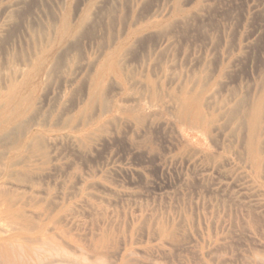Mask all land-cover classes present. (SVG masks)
Wrapping results in <instances>:
<instances>
[{"label":"rangeland","instance_id":"obj_1","mask_svg":"<svg viewBox=\"0 0 264 264\" xmlns=\"http://www.w3.org/2000/svg\"><path fill=\"white\" fill-rule=\"evenodd\" d=\"M0 51V183L37 227L0 201L16 254L264 264V0H0Z\"/></svg>","mask_w":264,"mask_h":264},{"label":"bare ground","instance_id":"obj_2","mask_svg":"<svg viewBox=\"0 0 264 264\" xmlns=\"http://www.w3.org/2000/svg\"><path fill=\"white\" fill-rule=\"evenodd\" d=\"M75 2V1H74ZM117 3H118V1H117ZM78 5V4H77ZM151 5V4H150ZM115 6V5H114ZM127 6V5H126ZM141 7V6H140ZM12 8V7H11ZM130 8V7H129ZM148 8V7H147ZM150 8V7H149ZM164 8V7H163ZM6 9V8H5ZM104 9V8H103ZM143 9V8H142ZM11 10V9H10ZM102 10V9H101ZM147 10V9H146ZM24 11V10H23ZM168 11H169V9H168ZM49 12V11H48ZM50 13V12H49ZM52 13H54V12H52ZM128 13V12H127ZM154 13V12H153ZM9 14V13H8ZM18 15V14H17ZM54 15H55V13H54ZM137 15V14H136ZM145 15V14H144ZM188 15V14H187ZM124 16V15H123ZM185 16V15H184ZM110 17V16H109ZM110 18H112V17H110ZM137 18V17H136ZM178 19V18H177ZM93 20V19H92ZM90 21V20H89ZM176 21V20H175ZM111 22V21H110ZM112 23H114V22H112ZM118 23V22H117ZM54 24V23H53ZM86 24V23H85ZM115 24V23H114ZM117 25V24H116ZM94 26V25H93ZM118 26V25H117ZM125 26V25H124ZM2 28V27H1ZM93 28V27H92ZM167 28H169V27H167ZM47 29V28H46ZM163 29V28H162ZM53 30V29H52ZM96 30V29H95ZM8 31V30H7ZM12 32V31H11ZM53 32V31H52ZM92 32V31H91ZM115 32V31H114ZM170 32V31H169ZM78 33V32H77ZM95 33V32H94ZM93 33V34H94ZM160 33H161V31H160ZM85 34V33H84ZM121 34V33H120ZM148 34V33H147ZM153 34V33H152ZM5 35V34H4ZM7 35V34H6ZM112 35V34H111ZM114 35V34H113ZM155 35V34H154ZM160 35V34H159ZM37 36V35H36ZM144 36H145V34H144ZM162 36V35H161ZM7 37H9V36H7ZM166 37V36H165ZM6 38V37H5ZM141 38V37H140ZM149 38V37H148ZM154 38V37H153ZM117 39V38H116ZM4 40V39H3ZM2 40V41H3ZM17 40V39H16ZM112 40V39H111ZM138 40V39H137ZM157 40V39H156ZM32 41V40H31ZM43 41H44V39H43ZM153 42V41H152ZM168 42V41H167ZM7 43V42H6ZM143 43V42H142ZM17 44V43H16ZM130 44V43H129ZM158 44V43H157ZM31 45V44H30ZM133 45V44H132ZM143 45V44H142ZM80 46V45H79ZM140 46V45H139ZM166 46V45H165ZM169 46V45H168ZM129 47V46H128ZM166 48V47H165ZM180 48V47H179ZM182 48V47H181ZM106 49V48H105ZM127 49V48H126ZM152 50V49H151ZM161 50V49H160ZM163 50V49H162ZM183 50V49H182ZM227 50V49H226ZM31 51V50H30ZM69 51V50H68ZM1 52V51H0ZM139 52V51H138ZM70 53V52H69ZM74 53V52H73ZM128 53V52H127ZM133 53V52H132ZM131 53V54H132ZM135 53V52H134ZM5 54V53H4ZM33 54V53H32ZM204 54V53H203ZM231 54V53H230ZM15 55V54H14ZM33 55H36V54H33ZM82 55V54H81ZM103 55V54H102ZM121 55V54H120ZM126 55V54H125ZM135 55V54H134ZM170 55V54H169ZM179 55V54H178ZM3 56V55H2ZM61 56V55H60ZM64 56V55H63ZM145 56V55H144ZM147 56V55H146ZM229 56V55H228ZM23 57V56H22ZM156 57V56H155ZM15 58V57H14ZM18 58V57H17ZM79 58V57H78ZM129 58V57H128ZM163 58V57H162ZM23 59V58H22ZM133 59V58H132ZM154 59V58H153ZM19 60V59H18ZM161 60V59H160ZM187 60V59H186ZM201 60V59H200ZM219 60V59H218ZM29 61V60H28ZM54 61H56V60H54ZM2 62V61H1ZM120 62V61H119ZM128 62H129V59H128ZM154 62V61H153ZM234 62V61H233ZM4 63V62H3ZM17 63V62H16ZM155 63V62H154ZM218 63V62H217ZM54 64V63H53ZM57 64V63H56ZM134 64V63H133ZM199 64V63H198ZM197 64V65H198ZM22 65V64H21ZM51 65V64H50ZM93 65V64H92ZM124 64H122V66H123ZM147 65V64H146ZM157 65V64H156ZM194 65V64H193ZM1 66V65H0ZM7 66V65H6ZM13 66V65H12ZM25 66V65H24ZM95 66V65H94ZM178 66H179V64H178ZM208 66V65H207ZM50 67V66H49ZM78 67V66H77ZM124 67H125V65H124ZM170 67V66H169ZM230 67V66H229ZM17 68V67H16ZM14 69H15V67H14ZM23 69H25L26 70V67L25 68H23ZM23 69H21V70H23ZM28 69V68H27ZM77 69V68H76ZM125 69V68H124ZM159 69V68H158ZM174 69V68H173ZM213 69V68H212ZM20 70V76L17 74V75H15L14 77H13V79L12 80H10L11 82H9L10 83V86L7 88L8 89V92H10V91H13L15 88H16V85L18 84V83H24L25 82V80H26V78H27V75H28V72H23L22 73V71ZM64 70V69H63ZM135 70V69H134ZM197 70V69H196ZM211 70V69H210ZM27 71V70H26ZM82 71V70H81ZM87 71V70H86ZM130 71V70H129ZM151 71V70H150ZM51 72V71H50ZM127 72V71H126ZM177 72H178V70H177ZM190 72V71H189ZM210 72V71H209ZM16 73V72H15ZM144 73V72H143ZM159 73V72H158ZM179 73V72H178ZM2 74V73H1ZM50 74V73H49ZM78 74V73H77ZM89 74V73H88ZM153 74V73H152ZM171 74V73H170ZM184 74V73H183ZM211 74V73H210ZM178 75V74H177ZM230 75V74H229ZM130 76H131V74H130ZM169 76V75H168ZM225 76V75H224ZM8 77V76H7ZM85 77V76H84ZM111 77V76H110ZM184 77V76H183ZM1 78V77H0ZM46 78V77H45ZM44 78V79H45ZM185 78V77H184ZM210 78V77H209ZM111 79V78H110ZM52 80V79H51ZM59 80V79H58ZM70 80V79H69ZM81 80V79H80ZM84 80V79H83ZM173 80V79H172ZM75 81V80H74ZM82 81V80H81ZM112 81V80H111ZM87 82V81H86ZM135 82V81H134ZM137 82V81H136ZM135 82V83H136ZM59 83V82H58ZM133 83V82H132ZM195 84V83H194ZM222 84V83H221ZM224 84V83H223ZM69 85V84H68ZM80 85V84H79ZM88 85V84H87ZM178 85V84H177ZM131 86V85H130ZM225 86V85H224ZM52 87V86H51ZM69 87V86H68ZM113 87H115V86H113ZM76 88V87H75ZM82 88V87H81ZM84 88V87H83ZM215 88V87H214ZM220 88H222V87H220ZM51 89V88H50ZM106 89V88H105ZM113 89V88H112ZM250 89V88H249ZM77 90V89H76ZM190 90H191V88H190ZM218 90V89H217ZM230 90V89H229ZM63 91V90H62ZM75 91V90H74ZM73 91V93H75ZM213 91V90H212ZM220 91V90H219ZM218 91V92H219ZM240 91V90H239ZM77 92V91H76ZM109 92V91H108ZM108 92H107V94H108ZM234 92V91H233ZM62 93V92H61ZM211 93V92H210ZM57 94V93H56ZM70 94V93H69ZM77 94H79V93H77ZM80 94H81V92H80ZM106 94V95H107ZM232 94V93H231ZM246 94V93H245ZM248 94V93H247ZM71 95V94H70ZM76 95V94H75ZM116 95V94H115ZM114 95V96H115ZM133 95V94H132ZM227 95V94H226ZM56 96V95H55ZM72 96V95H71ZM109 96V95H108ZM83 97V96H82ZM208 97V96H207ZM61 98V97H60ZM233 98V97H232ZM241 98H242V96H241ZM240 98V99H241ZM44 99H45V97H44ZM56 99H57V97H56ZM59 99V98H58ZM57 99V100H58ZM85 99V98H84ZM67 100V99H66ZM107 100V99H106ZM54 101H56V100H54ZM96 101V100H95ZM242 101H243V98H242ZM241 101V102H242ZM46 102V101H45ZM73 102H75V101H73ZM81 102V101H80ZM237 102V101H236ZM123 103V102H122ZM135 103V102H134ZM53 104H55V103H53ZM63 104V103H62ZM95 104H97L96 102H95ZM133 104V103H132ZM132 104H130V105H132ZM149 104V103H148ZM215 104V103H214ZM227 104V103H226ZM249 104V103H248ZM121 105V104H120ZM151 105V104H150ZM256 105V104H255ZM235 106H236V104H235ZM243 106V105H242ZM259 106V105H258ZM174 107V106H173ZM207 107V106H206ZM254 107V106H253ZM261 107V106H260ZM259 107V108H260ZM41 108V107H40ZM63 109V108H62ZM70 109V108H69ZM236 109V108H235ZM254 109V108H253ZM257 109L258 108H256V111H257ZM262 109V108H261ZM97 110V109H96ZM107 110V109H106ZM106 110H104V111H106ZM133 110V109H132ZM135 110V109H134ZM255 110V109H254ZM18 111H20V110H18ZM53 111V110H52ZM103 111V112H104ZM235 111V110H234ZM259 111V110H258ZM14 112V111H13ZM22 112H24V111H22ZM35 112H37V111H35ZM231 112V111H230ZM251 112H252V109H251ZM260 112L261 111H259L258 113L260 114ZM19 113V112H18ZM232 113V112H231ZM254 113V112H253ZM258 113H256L258 116H259V114ZM31 114V113H30ZM42 114V113H41ZM48 114V113H47ZM72 114V113H71ZM106 114V113H105ZM221 114V113H220ZM219 114V115H220ZM255 114V113H254ZM254 114H252V115H254ZM32 115V114H31ZM36 116H37V114H35ZM43 115V114H42ZM64 115V114H63ZM82 115V114H81ZM228 115V114H227ZM231 115V114H230ZM19 116V115H18ZM23 116V115H22ZM30 116V115H29ZM33 116V115H32ZM255 116V115H254ZM262 116V115H261ZM139 117V116H138ZM221 117V116H220ZM232 117H234V116H232ZM243 117V116H242ZM250 117V116H249ZM27 118H29V117H27ZM35 118V117H34ZM44 118V117H43ZM42 118V120L44 121V119ZM79 118V117H78ZM149 118H150V116H149ZM231 118V117H230ZM256 118V117H255ZM260 118V117H259ZM14 119H15V117H14ZM30 119V118H29ZM66 119H69V118H66ZM80 119V118H79ZM258 119V118H257ZM257 119H256V122H257ZM27 120V119H26ZM73 120V119H72ZM71 120V121H72ZM110 120V119H109ZM243 120H245V119H243ZM249 120H253V121H255V119H249ZM260 120V119H259ZM16 121V120H15ZM15 121H13V119H12V122H15ZM28 121V120H27ZM46 121V120H45ZM78 121V120H77ZM242 121V120H241ZM252 121V122H253ZM23 122V121H22ZM25 122V121H24ZM246 122V121H245ZM251 121H250V123H252ZM256 122H254V126H253V128L251 129L253 132L252 133H254V132H256L257 131V128L259 127L258 126V124H256ZM16 123V122H15ZM66 123V122H65ZM244 123V121H242V124ZM247 123V122H246ZM258 123V122H257ZM259 123H260V121H259ZM41 124V123H40ZM66 125V124H65ZM77 125V124H76ZM76 125H74V126H76ZM79 125V124H78ZM249 125H251V124H249ZM253 125V124H252ZM260 125V124H259ZM96 126V125H95ZM227 126V125H226ZM26 127V126H25ZM101 127H102V125H101ZM22 128V127H21ZM27 128V127H26ZM25 128V129H26ZM32 128H33V126H32ZM37 128V127H36ZM261 128V127H260ZM23 129V128H22ZM89 129V128H88ZM241 129V128H240ZM251 130H250V132H251ZM23 131V130H22ZM21 131V132H22ZM230 131V130H229ZM8 132V131H7ZM26 132V131H25ZM93 132V131H92ZM91 132V133H92ZM244 132V131H243ZM259 131H257V133H258ZM247 133V132H246ZM251 133V135H253ZM4 134V133H3ZM20 134V133H19ZM66 134V133H65ZM71 134V133H70ZM242 134V133H241ZM24 135V134H23ZM35 134H32L31 135V137L32 136H34ZM59 135V134H58ZM217 135V134H216ZM234 135V134H233ZM243 135V134H242ZM241 135V136H242ZM245 135V134H244ZM257 134H255L254 136H256ZM37 136V135H36ZM53 136V135H52ZM77 136V135H76ZM218 136V135H217ZM241 136H240V139H241ZM254 136L252 137V144H253V140H254ZM258 136V135H257ZM3 137H5V136H3ZM7 137V136H6ZM54 137V136H53ZM222 137V136H221ZM243 137V136H242ZM245 137V136H244ZM44 138H46V137H44ZM57 138V137H56ZM24 139V138H23ZM29 139H31V138H29ZM29 139H26L25 140V142H28L29 141ZM34 139V138H33ZM82 139V138H81ZM212 139V138H211ZM250 138H248V140H249ZM264 139V138H263ZM32 140V139H31ZM35 140V139H34ZM37 140V139H36ZM46 140V139H45ZM44 140V141H45ZM49 140H51V139H49ZM67 140V139H66ZM80 140V139H79ZM84 140V139H83ZM243 140V139H242ZM47 141V140H46ZM215 141V140H214ZM256 142H257V140H255ZM262 141V140H261ZM32 142V141H31ZM249 142V141H248ZM34 143V142H33ZM40 143V142H39ZM42 143H44V142H42ZM211 143H212V141H211ZM216 143V142H215ZM241 143V142H240ZM239 142H238V145L240 144ZM250 143V142H249ZM248 143V144H249ZM261 143H263V142H261ZM26 144V143H25ZM57 144V143H56ZM257 144V143H256ZM256 144H255V147H257L256 146ZM40 145V144H39ZM44 145V144H43ZM249 145H251V144H249ZM248 145V146H249ZM264 145V144H263ZM24 146V145H23ZM27 146V145H26ZM30 146V145H29ZM35 147V146H34ZM41 147V146H40ZM228 147V146H227ZM1 148V147H0ZM30 148V147H29ZM50 148V147H49ZM253 148V147H252ZM251 148V151L253 150ZM258 148V147H257ZM54 149V148H53ZM196 149V148H195ZM261 149V148H260ZM1 150V149H0ZM25 150V149H24ZM38 150V149H37ZM42 151V150H41ZM181 151V150H180ZM236 151V150H235ZM235 151H233V152H235ZM1 152V151H0ZM5 152V151H4ZM33 153V152H32ZM188 153V152H187ZM12 154V153H11ZM51 154V153H50ZM184 155V154H183ZM7 156V155H6ZM28 155H26V157H27ZM30 156V155H29ZM28 156V157H29ZM47 156H49V154L47 155ZM223 156V155H222ZM239 156V155H238ZM8 157V156H7ZM31 157V156H30ZM203 157V156H202ZM210 157H212V156H210ZM243 157V156H242ZM49 158V157H48ZM55 158V157H54ZM50 159V158H49ZM53 159V158H52ZM15 160V159H14ZM14 160H13V163H15L14 162ZM28 160V159H27ZM54 160V159H53ZM242 160V159H241ZM12 160H10V162H11ZM5 162V161H4ZM207 162V161H206ZM255 162V161H254ZM208 163V162H207ZM9 164H11V163H9ZM218 164V163H217ZM2 165V164H1ZM264 165V164H263ZM10 166V165H9ZM53 167V166H52ZM219 167V166H218ZM11 168V167H10ZM48 168V167H47ZM200 168V167H199ZM3 169V168H2ZM21 169V168H20ZM35 169V168H34ZM7 170V169H6ZM11 170V169H10ZM13 171H14V168H13ZM13 171L10 173V171L8 170V172H9V174H10V176H11V178H12V176H13V178H15L16 177V180L18 179V180H27V176L26 175H22V174H20V175H14L13 174ZM7 172V171H6ZM7 172V173H8ZM17 172H19V171H17ZM200 172V171H199ZM31 173H33V172H31ZM31 173H29L30 175H31ZM35 173V172H34ZM33 173V174H34ZM24 174H26V173H24ZM3 175H4V173H3ZM41 175V174H40ZM8 176V175H7ZM9 176V177H10ZM7 178V177H6ZM67 178V177H66ZM263 178H264V176H263ZM12 180V179H11ZM37 180H39V178H37ZM254 180V179H253ZM14 181H15V179H14ZM69 181V180H68ZM24 182V181H23ZM27 182V181H26ZM25 182V183H26ZM44 182V181H43ZM29 183V182H28ZM66 183V182H65ZM8 181L7 182H1L0 183V201H1V203L2 204H4L5 206H7V207H9V209H10V217H11V219H12V221L13 222H15L16 224H20V225H22V227H26V228H29V229H31V228H33V227H36V226H34V224H33V222H32V220H34V219H30V218H28V216L27 215H25L24 214V212L22 211V209H15V206H16V204L19 202V196H18V193L17 192H15L14 190H12L9 186H8ZM80 184V183H79ZM16 186V185H15ZM80 186V185H79ZM88 187V186H87ZM40 188V187H39ZM260 190V189H259ZM19 191V190H18ZM38 191V190H37ZM26 192V191H25ZM34 192V191H33ZM33 192H31V193H33ZM41 192V191H40ZM22 193V192H21ZM36 193V192H35ZM38 193V192H37ZM260 193V192H259ZM44 194V193H43ZM253 195V194H252ZM264 195V194H263ZM23 196H25L24 194H23ZM23 198V197H22ZM33 198H35V197H33ZM45 198V197H44ZM19 199V200H18ZM39 199V198H38ZM41 199V198H40ZM38 202V201H37ZM49 203V201H47V204ZM263 205V204H262ZM38 206V205H37ZM244 206V205H243ZM264 206V205H263ZM14 207V208H13ZM48 207V206H47ZM58 207V206H57ZM68 207H70V206H68ZM5 208V207H4ZM55 208V207H54ZM248 208V207H247ZM7 209V208H6ZM5 209V210H6ZM3 210V209H2ZM26 210V209H25ZM97 210V209H96ZM61 211V210H60ZM37 212V211H36ZM41 212V211H40ZM62 212V211H61ZM248 212V211H247ZM261 212V211H260ZM34 213V212H33ZM49 213H50V210H49ZM194 213V212H193ZM253 213V212H252ZM3 214V213H2ZM1 214V215H2ZM8 214V213H7ZM27 214V213H26ZM61 214V213H60ZM59 214V215H60ZM66 214V213H65ZM64 214V215H65ZM102 214V213H101ZM228 214V213H227ZM246 214V213H245ZM258 214H259V212H258ZM4 215V214H3ZM6 215V214H5ZM50 215V214H49ZM63 215V214H62ZM182 215V214H181ZM196 215V214H195ZM36 216V215H35ZM215 216V215H214ZM227 216V215H226ZM9 217V216H8ZM31 217H34V216H31ZM37 217H39L38 215H37ZM145 217V216H144ZM237 216H235V218H236ZM253 217V216H252ZM255 217V216H254ZM60 218V217H59ZM185 218V217H184ZM197 218V217H196ZM243 218V217H242ZM62 219H66V218H62ZM145 219V218H144ZM144 219H142V220H144ZM147 219V218H146ZM145 219V220H146ZM149 219V218H148ZM204 219V218H203ZM228 219V218H227ZM259 219V218H258ZM54 220V219H53ZM58 220V219H57ZM144 220V221H145ZM166 220V219H165ZM234 220V219H233ZM240 220H242V219H240ZM252 220V219H251ZM11 221V220H10ZM56 220H54V222H55ZM196 221V220H195ZM236 221V220H235ZM259 221H261V220H259ZM37 222V221H36ZM182 222V221H181ZM204 222V221H203ZM264 222V221H263ZM178 223H179V221H178ZM196 223V222H195ZM194 223V224H195ZM205 223V222H204ZM232 223H234V222H232ZM241 223V222H240ZM185 224V223H184ZM221 224V223H220ZM38 225H40V223L38 224ZM234 225V224H233ZM261 225V224H260ZM259 225V226H260ZM10 226H11V224H10ZM15 226V225H14ZM139 226V225H138ZM142 226V225H141ZM181 226V225H180ZM206 226V225H205ZM262 226V225H261ZM260 226V227H261ZM51 227V226H50ZM108 227V226H107ZM129 227V226H128ZM182 227V226H181ZM15 228H17V226L15 227ZM37 228V227H36ZM53 228V227H52ZM106 228V227H105ZM111 228V227H110ZM117 228V227H116ZM161 228V227H160ZM205 228V227H204ZM212 228V227H211ZM48 229V228H47ZM0 230H2V229H0ZM11 230V229H10ZM113 230V229H112ZM173 230V229H172ZM188 230V229H187ZM9 231V230H8ZM71 231V230H70ZM163 231V230H162ZM5 232V231H4ZM3 232V233H4ZM11 232V231H10ZM43 232V231H42ZM127 232V231H126ZM135 232H136V230H135ZM144 232V231H143ZM151 232V231H150ZM155 232H156V230H155ZM171 232V231H170ZM187 232V231H186ZM188 232H189V230H188ZM105 233H107L106 231H105ZM123 233V232H122ZM128 233V232H127ZM168 232H163V236H166V235H168L167 234ZM16 234H17V232H16ZM19 234V233H18ZM99 234V233H98ZM97 234V235H98ZM160 234V233H159ZM186 234V233H185ZM190 234V233H189ZM171 237H172V234L170 233L169 234ZM187 235V234H186ZM214 235H216V234H214ZM15 236V235H14ZM13 236V237H14ZM17 236H19V235H17ZM23 236V235H22ZM39 236V235H38ZM113 236V235H112ZM116 236V235H115ZM144 236H146V235H144ZM169 236V237H170ZM191 236V235H190ZM200 236V235H199ZM262 236H263V233H262ZM2 237V236H1ZM64 237V236H63ZM106 238L108 237V236H105ZM122 237V236H121ZM160 237V236H159ZM80 238V237H79ZM94 238H96V236L94 237ZM156 238H157V236H156ZM192 238V237H191ZM93 239V238H92ZM97 239V238H96ZM112 239V238H111ZM182 239V238H181ZM240 239V238H239ZM247 239V238H246ZM52 240V239H51ZM54 240V239H53ZM129 240V239H128ZM144 240V239H143ZM191 240V239H190ZM193 240V239H192ZM191 240V241H192ZM221 240V239H220ZM226 240V239H225ZM249 240V239H248ZM16 241V239H14V242ZM63 241V240H62ZM89 241V240H88ZM123 241H124V238H123ZM122 241V242H123ZM162 241V240H161ZM194 241V240H193ZM10 242H12V237H9V238H0V264H30V261L32 260V259H35L36 261H37V263L36 264H61V263H69V264H74L75 263V261L73 260V259H71L70 257L71 256H69V257H67L66 255H61L60 254V259L58 258L57 259V257L55 258V259H53V258H50L51 257V255L52 254H50V256H49V254L47 253V254H45V253H42L43 251H45V249H46V247H48L49 248V246H50V242H49V239L48 238H42V237H36V238H34V240L29 244V245H27L25 248H23V252L22 253H18V254H16V248H14L12 245L10 246ZM55 242V241H54ZM137 242V241H136ZM229 242V241H228ZM251 242V241H250ZM93 243V242H92ZM100 243H101V241H100ZM107 243V242H106ZM124 243V242H123ZM234 243V242H233ZM26 244V243H25ZM131 244V243H130ZM229 244V243H228ZM55 245V244H54ZM92 245V244H91ZM120 246V245H119ZM172 246V245H171ZM193 246V245H192ZM235 246V245H234ZM237 246H239V245H237ZM256 246V245H255ZM126 247V246H125ZM182 247V246H181ZM190 246H188V248H189ZM252 247H254V246H252ZM262 247V246H261ZM108 248V247H107ZM135 248V247H134ZM142 248H144V247H142ZM239 248V247H238ZM256 248H258V247H256ZM51 249V248H50ZM121 249V248H120ZM235 249H237V247H235ZM244 249V248H243ZM246 249V248H245ZM244 249V250H245ZM263 249V248H262ZM165 250V249H164ZM213 250H215V249H212V251ZM219 250V249H218ZM47 251V250H46ZM51 251V250H50ZM56 251V250H55ZM217 250H215V252H216ZM247 251V250H246ZM258 251V250H257ZM52 252H54V251H52ZM92 252V251H91ZM116 252V251H115ZM215 252H213V253H215ZM229 252V251H228ZM58 253H59V251H58ZM57 253V254H58ZM130 253H132V252H130ZM129 253V254H130ZM135 253V252H134ZM207 253V252H206ZM219 253H220V251H219ZM237 253V252H236ZM93 254V253H92ZM194 254V253H193ZM264 254V253H263ZM54 255V254H53ZM52 255V256H53ZM56 255V254H55ZM90 255V254H89ZM119 255V254H118ZM121 255V254H120ZM128 255V254H127ZM235 255V254H234ZM244 255V254H243ZM57 256V255H56ZM91 257V256H90ZM251 257V256H250ZM132 258V257H131ZM213 258V257H212ZM116 259H117V257H116ZM150 259V258H149ZM167 259V258H166ZM245 259V258H244ZM109 260V259H108ZM137 260V259H136ZM141 260V259H140ZM160 260V259H159ZM216 260V259H215ZM230 260V259H229ZM116 261V260H115ZM151 261V260H150ZM161 261V260H160ZM204 261V260H203ZM254 261V260H253ZM34 262V261H33ZM61 262V263H60ZM105 262H106V259H105ZM108 262V261H107ZM110 262V261H109ZM144 262V261H143ZM153 262V261H152ZM199 262V261H198ZM221 262V261H220ZM232 262V261H231ZM261 262V261H260ZM95 263V262H94ZM115 263V262H114ZM117 263V262H116ZM130 263V262H129ZM170 263V262H169ZM226 263V262H225ZM258 263H259V261H258ZM108 264V263H107ZM200 264V263H199Z\"/></svg>","mask_w":264,"mask_h":264}]
</instances>
